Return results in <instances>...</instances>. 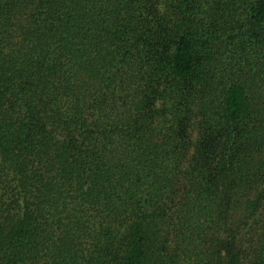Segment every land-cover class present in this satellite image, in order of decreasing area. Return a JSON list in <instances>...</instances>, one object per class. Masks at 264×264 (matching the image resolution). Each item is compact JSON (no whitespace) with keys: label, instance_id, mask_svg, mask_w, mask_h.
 <instances>
[{"label":"trees","instance_id":"trees-1","mask_svg":"<svg viewBox=\"0 0 264 264\" xmlns=\"http://www.w3.org/2000/svg\"><path fill=\"white\" fill-rule=\"evenodd\" d=\"M0 264H264V0H0Z\"/></svg>","mask_w":264,"mask_h":264}]
</instances>
